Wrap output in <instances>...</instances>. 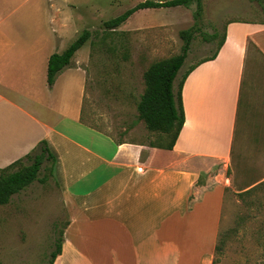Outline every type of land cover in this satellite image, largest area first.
Returning a JSON list of instances; mask_svg holds the SVG:
<instances>
[{
	"label": "crops",
	"instance_id": "1",
	"mask_svg": "<svg viewBox=\"0 0 264 264\" xmlns=\"http://www.w3.org/2000/svg\"><path fill=\"white\" fill-rule=\"evenodd\" d=\"M35 1L0 0V169L47 143L65 216L52 264H211L223 192L214 173L235 135L238 148L264 156V24L227 23L215 58L190 63L184 123L167 150L116 141L83 120L78 50L47 85L70 11L67 0ZM36 15L48 26H31Z\"/></svg>",
	"mask_w": 264,
	"mask_h": 264
},
{
	"label": "rangeland",
	"instance_id": "2",
	"mask_svg": "<svg viewBox=\"0 0 264 264\" xmlns=\"http://www.w3.org/2000/svg\"><path fill=\"white\" fill-rule=\"evenodd\" d=\"M67 1L69 33L58 42L62 50L84 31L90 32L89 40L74 56V60L86 56L83 120L119 142H160L138 119L136 104L145 88L144 72L152 63L181 53L182 32L189 31L191 38L177 81L190 63L214 53L227 23L264 24V0H201L198 18L194 17V3L142 9L111 30L104 22L145 0ZM34 2L27 0L26 4ZM42 2L47 6V0ZM36 22L48 26L43 15H36L31 26ZM51 27L59 29L57 23ZM214 32L218 37L212 40ZM238 140L235 135L225 170L213 171L223 187L215 240L216 244L222 237L223 244L218 254L213 250V258L216 264H264V156L255 155L256 147L238 148ZM31 162V158L24 159L13 169ZM49 167L44 162L36 179L0 206V264H49L65 223L58 184Z\"/></svg>",
	"mask_w": 264,
	"mask_h": 264
},
{
	"label": "trees",
	"instance_id": "3",
	"mask_svg": "<svg viewBox=\"0 0 264 264\" xmlns=\"http://www.w3.org/2000/svg\"><path fill=\"white\" fill-rule=\"evenodd\" d=\"M192 3L196 6L194 17L198 18L202 9L201 0H145L118 17L104 22L103 25L106 29H116L138 10L178 6L188 7ZM182 36L184 38V44L179 55L152 63L143 74L145 88L136 104L138 119L144 123L147 131L156 134L160 140L157 144H150V147L167 150L172 149L184 123L181 90L186 77L195 65L190 66L180 76L177 87L174 89L173 85L186 58L191 38L189 31L182 32ZM217 37V33L215 32L210 36L212 40H215ZM224 37L225 33L223 31L214 53L204 58L202 61L215 58L219 48L224 42ZM89 38L90 32L86 30L63 52L59 54L54 53L49 57L46 74V82L49 87L53 85L56 75L65 67L70 66V61L74 53L83 47ZM30 158L32 162L29 166L13 169L24 159ZM44 162H49V168L53 170L55 158L49 151L47 143L45 141H40L31 153L26 155L23 159L15 161L8 167L0 169V206L7 204L12 195L18 193L34 181ZM61 241L62 239L59 237L55 250L51 254L49 264H52L55 257L60 253ZM222 244L223 238L220 237L214 246V255L221 251ZM211 264H216L215 258H213Z\"/></svg>",
	"mask_w": 264,
	"mask_h": 264
}]
</instances>
